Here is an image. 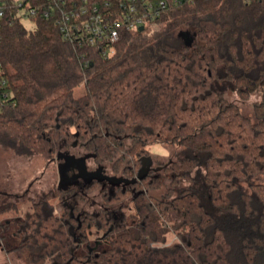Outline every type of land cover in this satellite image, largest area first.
<instances>
[{"label": "trees", "instance_id": "trees-1", "mask_svg": "<svg viewBox=\"0 0 264 264\" xmlns=\"http://www.w3.org/2000/svg\"><path fill=\"white\" fill-rule=\"evenodd\" d=\"M1 35L4 150L48 163L79 150L131 180L150 145L176 149L133 184L42 194L12 222L14 251L32 264H264V0H194L155 30L124 32L108 58L42 17L6 22ZM228 91L258 95L253 114ZM96 189L104 202L88 212L80 203H95Z\"/></svg>", "mask_w": 264, "mask_h": 264}, {"label": "built area", "instance_id": "built-area-1", "mask_svg": "<svg viewBox=\"0 0 264 264\" xmlns=\"http://www.w3.org/2000/svg\"><path fill=\"white\" fill-rule=\"evenodd\" d=\"M194 0H0V42L3 25L16 21L52 20L64 41L74 47L98 48L112 56L124 32L155 30L171 9ZM250 1V0H247ZM0 64V97L9 95Z\"/></svg>", "mask_w": 264, "mask_h": 264}, {"label": "rangeland", "instance_id": "rangeland-1", "mask_svg": "<svg viewBox=\"0 0 264 264\" xmlns=\"http://www.w3.org/2000/svg\"><path fill=\"white\" fill-rule=\"evenodd\" d=\"M27 28H33L34 24L29 21H24ZM85 93V85L81 84L75 90V96L80 97ZM226 97L229 101L237 102L243 113L247 116L253 114V103L259 99L258 95L253 96L246 102H241L235 92L228 91ZM127 146H130L131 140L125 141ZM175 148L164 144H152L149 146L150 157L153 159V167H157L159 163H167L175 159ZM61 150V153H64ZM79 150H70L69 152L82 155ZM57 155L55 156V158ZM89 165L94 167V161L91 159ZM264 183V177L260 179ZM91 182L85 181L88 186ZM71 186H75L78 192L84 189L80 187L79 182H75ZM71 186H68V190ZM59 185V172L57 163H48L40 156L32 158L16 157L13 153L4 150L0 146V206L3 204L16 205V209L0 215V225L11 223L9 226L0 228V264H32L27 255H21L13 250L19 243V240L14 235L16 223L18 219H25L33 210V201H36L42 194L57 190ZM108 187H114L109 184ZM62 190H64L61 187ZM165 193V188L153 191L150 194L160 198ZM90 197H93L95 205L92 202H81L80 207L88 212L98 210L102 206L104 200L99 189L91 192ZM57 206L58 214L64 208L60 199L52 201ZM176 238L173 237L169 242L174 243Z\"/></svg>", "mask_w": 264, "mask_h": 264}, {"label": "water", "instance_id": "water-1", "mask_svg": "<svg viewBox=\"0 0 264 264\" xmlns=\"http://www.w3.org/2000/svg\"><path fill=\"white\" fill-rule=\"evenodd\" d=\"M140 32L144 31L143 28H140ZM95 158L94 155L88 154L84 157H76L74 155L65 154V153H59L57 156V160H64V163L59 164L58 170L59 175L61 177L60 179V189L61 187L65 190L68 188V186H71L75 182L77 183L76 179H67V173L69 170L77 169L79 170L80 174L78 176L87 178L86 180L93 182V180H108L110 183L114 185H120V184H133L137 180H141L145 178L150 171L152 170L153 165V159L150 156L143 157L141 159L142 166L138 172V175L134 179H127V178H119V177H111L106 176L102 172H89L87 170L86 161L87 159Z\"/></svg>", "mask_w": 264, "mask_h": 264}, {"label": "flooded vegetation", "instance_id": "flooded-vegetation-1", "mask_svg": "<svg viewBox=\"0 0 264 264\" xmlns=\"http://www.w3.org/2000/svg\"><path fill=\"white\" fill-rule=\"evenodd\" d=\"M65 154H70V155H74V156H76V157H84L85 155H76V154H73V153H71V152H69V151H63ZM59 153H61V151L59 152ZM59 153L57 154V156L59 155ZM93 159V158H92ZM94 160V159H93ZM90 161H92L91 159H87V161H86V166H87V170L89 171V172H102L104 175H106V176H111V177H118V176H113V175H110L109 174V172H108V170H106L103 166H101V165H97V164H95V166L94 167H91L90 165H89V163H90ZM52 163H57V166H59V164H61V163H64V160H57V157L56 158H54V160H53V162ZM154 163V162H153ZM158 168H161V166L158 164V166L157 167H153L152 166V170L150 171V172H156L157 170H158ZM58 172H59V170H58ZM80 174V172H79V170H77L76 168L75 169H72V170H69L68 171V173H67V179H76L77 180V182H79L80 183V187L81 188H85L86 187V185H85V181H88V180H86L87 178H83V177H80V176H78ZM119 178H124V177H119ZM60 179H61V177H60V175H59V185H60ZM94 181H99V182H101L102 183V186H103V188H106L109 184H110V182L108 181V180H93V182ZM88 182H90V181H88ZM92 183V182H91ZM112 184V183H111ZM122 185H125V184H120V185H114L113 184V186L114 187H111V188H115L116 186H122ZM71 188H75V186H71L69 189H71Z\"/></svg>", "mask_w": 264, "mask_h": 264}]
</instances>
